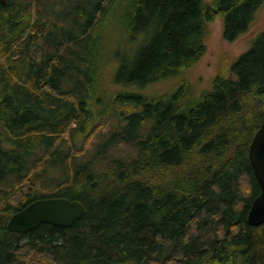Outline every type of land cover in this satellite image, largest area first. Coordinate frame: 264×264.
Returning <instances> with one entry per match:
<instances>
[{
  "label": "trees",
  "instance_id": "obj_1",
  "mask_svg": "<svg viewBox=\"0 0 264 264\" xmlns=\"http://www.w3.org/2000/svg\"><path fill=\"white\" fill-rule=\"evenodd\" d=\"M262 7L0 4V264H264V223L247 222L261 191L248 152L264 123V27L205 84L186 76L210 23L221 20L231 43ZM121 145L133 153H112ZM47 197L87 213L69 228L7 230L15 212Z\"/></svg>",
  "mask_w": 264,
  "mask_h": 264
},
{
  "label": "water",
  "instance_id": "obj_2",
  "mask_svg": "<svg viewBox=\"0 0 264 264\" xmlns=\"http://www.w3.org/2000/svg\"><path fill=\"white\" fill-rule=\"evenodd\" d=\"M5 2L6 0H0V4ZM248 153L261 191L252 201L247 222L258 226L264 223V123L255 132ZM86 213L85 206L78 200L65 197L40 198L15 212L7 221L6 227L10 232L20 234L35 230L41 224L69 228Z\"/></svg>",
  "mask_w": 264,
  "mask_h": 264
},
{
  "label": "rangeland",
  "instance_id": "obj_3",
  "mask_svg": "<svg viewBox=\"0 0 264 264\" xmlns=\"http://www.w3.org/2000/svg\"><path fill=\"white\" fill-rule=\"evenodd\" d=\"M264 27V7H262L255 15V19L251 25V29L241 38L234 42H226L222 37V23L221 20H216L208 26V40L206 45L205 55L194 64L187 72V77L198 82L200 85L205 84L216 72L217 66L222 56H237L246 51L249 47V43L252 37ZM172 81H164L154 84L150 89L161 91L170 86ZM148 88V89H149ZM101 119L104 122V126L101 128L103 132L107 131L109 123H113L112 120L106 118V115ZM107 122V125L105 124ZM84 138V137H83ZM83 138L76 142V146L82 145ZM95 141V139H94ZM93 141V142H94ZM70 144V143H68ZM112 153H116L119 156L127 157L133 153V149L127 145H121L120 147L112 150ZM54 174V173H52Z\"/></svg>",
  "mask_w": 264,
  "mask_h": 264
},
{
  "label": "bare ground",
  "instance_id": "obj_4",
  "mask_svg": "<svg viewBox=\"0 0 264 264\" xmlns=\"http://www.w3.org/2000/svg\"><path fill=\"white\" fill-rule=\"evenodd\" d=\"M8 230V229H7ZM10 232V231H9Z\"/></svg>",
  "mask_w": 264,
  "mask_h": 264
}]
</instances>
